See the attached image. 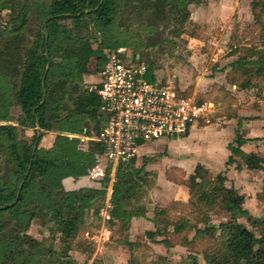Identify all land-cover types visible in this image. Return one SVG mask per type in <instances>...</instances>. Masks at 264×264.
<instances>
[{
	"label": "trees",
	"instance_id": "trees-1",
	"mask_svg": "<svg viewBox=\"0 0 264 264\" xmlns=\"http://www.w3.org/2000/svg\"><path fill=\"white\" fill-rule=\"evenodd\" d=\"M199 1L2 0L0 7L9 9L7 18L11 25L0 31V264H42L41 259L44 264H78L69 256L72 241L82 251L91 244L87 238L79 237L86 209L91 207L93 198L106 197L113 179L105 221L128 230L133 217L145 216L140 209L126 205L134 195L133 185L138 184L132 183L129 171L135 158L119 162L114 177L109 172L112 166L107 165L105 176L94 187H64L63 181L68 177L89 175L97 165V154L104 153L102 144L91 141L85 150L80 148L81 139L71 136L85 134L91 121L99 122L100 95L97 90L85 89L82 78L89 73V64L98 53L95 42L100 40L101 51L119 49L129 42L126 36L130 30L124 29L129 16L136 14L142 22L140 27L176 21L183 31L190 22L189 4ZM252 7L264 38V0H254ZM235 64L244 65L245 73L257 66L261 74L264 53L256 61ZM153 68L154 63L147 64L146 75L156 81ZM247 85L249 81L242 84ZM13 107L20 109L17 118L12 115ZM27 129L34 131L31 139L24 133ZM48 132L55 133L51 147L41 145ZM236 142L231 146L233 153L228 164L237 163L241 168L239 156L248 167L264 170V157L243 151V137L239 136ZM204 169L198 165L187 182L191 195L187 204L195 208L193 221L181 218L172 223L161 210L156 214L161 218L156 224L161 221L163 229L151 235L166 233L171 224L177 233L196 230L197 239L207 237L215 245L205 252L209 264H264V232L257 234L234 214L219 225H208L206 208L220 204L235 212L245 198L224 184L223 174L212 181L203 175ZM103 207L94 210L99 219H103ZM38 218L51 223V232L65 241L61 255L40 250L41 242L28 233V221ZM201 222L205 228L199 227ZM121 243L134 245L128 237Z\"/></svg>",
	"mask_w": 264,
	"mask_h": 264
},
{
	"label": "rangeland",
	"instance_id": "rangeland-1",
	"mask_svg": "<svg viewBox=\"0 0 264 264\" xmlns=\"http://www.w3.org/2000/svg\"><path fill=\"white\" fill-rule=\"evenodd\" d=\"M253 1L200 0L191 3L189 4L190 22L183 31L179 29L176 21L170 24L164 21L156 25L146 24L140 27L142 22L138 20L136 14H133L129 16L124 27L126 31L130 30L127 32L129 36H126L129 42L124 47L105 48L101 51L98 50L100 40L94 43L98 53L89 64V73L83 75L84 88L97 85L102 70L101 61L105 62L106 67L111 54L139 56L141 57L139 60H134L136 67L140 66L143 59L147 64L154 63L153 70L158 80L166 81L174 78L183 95L193 97L199 104L209 101L214 103L215 107L206 117L209 121L207 122L206 118L201 119L198 125L214 124L221 130H227L226 125L229 124L225 125V123L235 121L239 124V129L235 138L232 137L230 141L226 140L227 137L224 138L229 142V154L225 157H219L218 161L199 162L194 170L186 166L181 172L174 171L173 167L162 163V158L169 155L168 144L162 145L168 141V138L151 143L149 140V145L139 149L138 155L134 157L133 167L129 169L132 172V183L138 184L133 185L134 195L126 202L129 209L136 211L140 209L145 216L133 217L128 230H121L119 225L99 219L94 210L104 206L105 211L109 207L112 185L115 182L113 179L106 197L93 198L90 201L91 207L86 209L85 222L79 237L87 238L91 244L82 251L76 248L74 246L76 242L72 241L73 246L68 252L75 262L78 264H209L205 252L207 249H213L215 245L213 240L207 237L197 239L196 230L185 229L177 233L171 224L166 233L151 235L152 232L163 229V224L160 225L161 221L158 226L156 224L161 219L156 214L161 210L167 213L172 223L181 218L193 221L195 208L187 204L191 198L187 182L198 165L205 168L203 175L212 181L216 180L220 173L223 174L226 177L224 184L229 188H235L237 194L245 198L241 206L235 208V212L228 211L220 204L206 208L208 225H219L234 214L239 222L257 234L264 232V223L261 222L264 218V170L248 167L239 156L237 159L242 163L241 168L237 167V163L228 164L229 156L233 153L231 146L237 145L236 141L242 134L244 123L245 152L264 157V71L261 70L262 73L258 74L257 66L247 65L251 70L245 73L244 65L235 64L238 61H256L260 54L264 53V38L261 24H256ZM1 3L2 0L0 6ZM8 12L9 9L0 7V31L3 27L11 25L7 18ZM145 78L149 79L146 76ZM248 81L249 85L243 87L242 84H247ZM19 114L20 109L13 107V117L17 118ZM97 124L91 121L87 127L88 133L97 132L100 128ZM24 133L28 139H31L34 131L27 129ZM54 135L55 133L52 132L46 133L41 145L51 147ZM80 146L87 150L88 140H83ZM147 147L154 148L147 151ZM107 165L112 166L109 172L114 177L119 163H111L105 155L101 157L98 166L103 170ZM167 181L185 185L190 195L188 201L181 202L184 204H175L177 201H174L165 205L159 198H155L159 187L161 185L163 187ZM93 186L82 185L78 189L83 190L84 187L86 189ZM141 217L146 219L143 223L134 220ZM50 227L51 223L43 222L38 218L31 220L29 228L26 229L32 237L41 242L40 250H53L61 255L66 243L58 233L51 232ZM199 227L205 228L206 225L201 222ZM127 237L133 240L134 245L121 243ZM50 256L54 255L50 254ZM54 257L58 258L59 255ZM41 263L44 264L45 260L41 259Z\"/></svg>",
	"mask_w": 264,
	"mask_h": 264
},
{
	"label": "built area",
	"instance_id": "built-area-1",
	"mask_svg": "<svg viewBox=\"0 0 264 264\" xmlns=\"http://www.w3.org/2000/svg\"><path fill=\"white\" fill-rule=\"evenodd\" d=\"M139 58L111 54L106 67L101 61L97 85L87 86L100 95V128L91 133L87 128L85 134L71 136L104 147V153L97 154V165L87 175L92 184L96 183L94 186L105 176L106 168L98 166L101 157L106 155L111 163L124 162L137 156L141 147L149 145V140L151 143L182 138L215 107L211 101L199 104L193 97L183 95L174 78L166 81L145 78L146 62L135 66L134 60ZM205 120L208 122L209 118ZM101 214L105 219L107 208Z\"/></svg>",
	"mask_w": 264,
	"mask_h": 264
},
{
	"label": "crops",
	"instance_id": "crops-1",
	"mask_svg": "<svg viewBox=\"0 0 264 264\" xmlns=\"http://www.w3.org/2000/svg\"><path fill=\"white\" fill-rule=\"evenodd\" d=\"M198 122H196L191 127L189 132L184 137L168 139L167 142L162 144H168L169 147V155L162 158V163L173 167L174 171L178 170L181 172L186 166H189L191 170H194L196 164L199 162L205 163L207 160L218 161L220 159L219 157L223 158L229 154L228 141H230L232 137H236L239 124L235 121H230L229 123H225V125L229 124L226 125L228 129L221 130L218 125L210 124L200 126L198 125ZM240 136L245 139V123ZM225 137H227L226 140L228 141L224 139ZM160 140L164 139H158L156 142ZM152 148L154 147H147L146 150L149 151L152 150ZM241 149L245 151V144L241 146ZM63 184L67 190H76L82 185L93 186V184L88 180L87 175L78 179L74 177H68L63 181ZM189 197L190 195L187 192L185 185H181L172 181H167L163 187L161 185V187H159L157 190V193H155V198H159L165 205L171 204V202L174 201L186 202L188 201ZM169 208L171 211H173L171 207ZM103 210L104 208L102 211ZM134 220H137L138 223H143L146 219L141 217L138 219L135 218ZM132 225L133 227L135 226L134 223H132ZM131 241L133 240L131 239Z\"/></svg>",
	"mask_w": 264,
	"mask_h": 264
},
{
	"label": "water",
	"instance_id": "water-1",
	"mask_svg": "<svg viewBox=\"0 0 264 264\" xmlns=\"http://www.w3.org/2000/svg\"><path fill=\"white\" fill-rule=\"evenodd\" d=\"M48 67H49V65L47 66V69H48ZM85 89L91 90L89 87H86ZM44 99H45V94H44L43 100H44ZM37 135H38V137H39L40 133L38 132ZM37 144H38V140L35 142L34 149L37 147ZM29 226H30V220L28 221L26 228L28 229Z\"/></svg>",
	"mask_w": 264,
	"mask_h": 264
}]
</instances>
